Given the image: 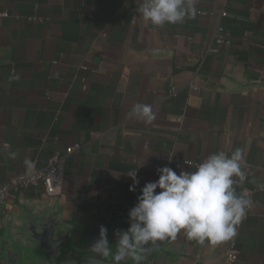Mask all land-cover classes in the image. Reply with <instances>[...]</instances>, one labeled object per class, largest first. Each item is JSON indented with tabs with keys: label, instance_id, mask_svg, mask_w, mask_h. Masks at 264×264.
I'll return each mask as SVG.
<instances>
[{
	"label": "crops",
	"instance_id": "1",
	"mask_svg": "<svg viewBox=\"0 0 264 264\" xmlns=\"http://www.w3.org/2000/svg\"><path fill=\"white\" fill-rule=\"evenodd\" d=\"M139 6L0 0V185L25 159L41 166L79 143L52 203L66 219L97 214L127 229V213L157 168L194 171L209 154L239 148L246 179L234 178L235 188L253 205L237 234L238 259L227 262V239L201 244L183 231L151 249L167 246L185 264H264V89L246 86L264 82V0H196L194 19L162 27L145 21ZM217 27L227 43L215 41ZM137 104L151 106V123L134 114ZM136 168L139 185L130 192L127 173ZM47 197L41 186L12 191L0 207V235L20 204Z\"/></svg>",
	"mask_w": 264,
	"mask_h": 264
},
{
	"label": "clouds",
	"instance_id": "2",
	"mask_svg": "<svg viewBox=\"0 0 264 264\" xmlns=\"http://www.w3.org/2000/svg\"><path fill=\"white\" fill-rule=\"evenodd\" d=\"M137 11L157 27L194 19L197 14L196 0H140ZM133 112L145 123L155 119L150 105L137 104ZM8 156L15 159L17 153L10 151ZM24 164L28 169L35 167V161L30 159H25ZM245 165L243 152L237 148L230 155L223 151L209 154L194 171L157 168L158 178L140 188L136 203L127 213V229L115 231V249L110 246L107 228L101 225L89 252L94 257H110L111 264L126 260L142 264L152 246L175 239L181 231L201 244L234 236L253 205L249 193L237 194L235 188L234 178L241 183L246 179ZM138 168L127 173L132 180L130 192H135L139 185ZM92 262L95 264V260Z\"/></svg>",
	"mask_w": 264,
	"mask_h": 264
},
{
	"label": "water",
	"instance_id": "3",
	"mask_svg": "<svg viewBox=\"0 0 264 264\" xmlns=\"http://www.w3.org/2000/svg\"><path fill=\"white\" fill-rule=\"evenodd\" d=\"M247 87H264V82H249ZM108 230L115 249V231L125 229L112 220L93 214L66 219L62 210L47 197L38 203L19 205L11 226L0 235V264H111V258L94 257L89 252L98 239L99 227ZM121 264H133L131 260ZM142 264H185L183 256L167 246L151 249ZM195 264H221L217 257Z\"/></svg>",
	"mask_w": 264,
	"mask_h": 264
},
{
	"label": "built area",
	"instance_id": "4",
	"mask_svg": "<svg viewBox=\"0 0 264 264\" xmlns=\"http://www.w3.org/2000/svg\"><path fill=\"white\" fill-rule=\"evenodd\" d=\"M198 12L199 14H203L202 11ZM220 15L225 16L226 12L221 11ZM226 37L227 35L223 31L222 27H217L215 41L217 43H227L228 41L226 40ZM192 89L195 91L198 89V87L193 86ZM175 91V87L170 88L171 93H175ZM80 148L81 145L79 143L68 145L65 147L63 153H54L50 155L45 164L38 166L35 163V167L33 169H28L27 167H25V169L21 173L13 177L7 183L0 185V207L6 204L8 195L12 191L25 190L30 187L41 186L43 188L44 195L48 197H53L59 194L62 187L64 160L67 155H70ZM186 163L191 162L186 161ZM243 220L237 226L236 234L227 239L228 247L225 251V258L228 263H234L238 259L239 251L237 248L236 238Z\"/></svg>",
	"mask_w": 264,
	"mask_h": 264
}]
</instances>
